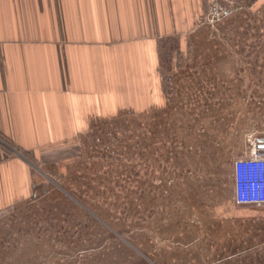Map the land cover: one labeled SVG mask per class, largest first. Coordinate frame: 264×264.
Returning <instances> with one entry per match:
<instances>
[{
	"label": "rangeland",
	"instance_id": "1",
	"mask_svg": "<svg viewBox=\"0 0 264 264\" xmlns=\"http://www.w3.org/2000/svg\"><path fill=\"white\" fill-rule=\"evenodd\" d=\"M163 47L152 103L33 161L0 264H264V206H237L232 174L264 141V0H212Z\"/></svg>",
	"mask_w": 264,
	"mask_h": 264
},
{
	"label": "crops",
	"instance_id": "2",
	"mask_svg": "<svg viewBox=\"0 0 264 264\" xmlns=\"http://www.w3.org/2000/svg\"><path fill=\"white\" fill-rule=\"evenodd\" d=\"M211 1L0 0V212L33 195L36 161L152 103L174 59L164 41Z\"/></svg>",
	"mask_w": 264,
	"mask_h": 264
},
{
	"label": "built area",
	"instance_id": "3",
	"mask_svg": "<svg viewBox=\"0 0 264 264\" xmlns=\"http://www.w3.org/2000/svg\"><path fill=\"white\" fill-rule=\"evenodd\" d=\"M263 147L264 145L260 146ZM255 144L249 156L233 166L234 199L238 206H264V154Z\"/></svg>",
	"mask_w": 264,
	"mask_h": 264
},
{
	"label": "trees",
	"instance_id": "4",
	"mask_svg": "<svg viewBox=\"0 0 264 264\" xmlns=\"http://www.w3.org/2000/svg\"><path fill=\"white\" fill-rule=\"evenodd\" d=\"M29 159H30V157H29ZM236 203V202H235ZM237 205V204H236ZM238 206V205H237ZM253 206H255V205H253ZM240 207H248V206H240ZM256 207H263V206H256Z\"/></svg>",
	"mask_w": 264,
	"mask_h": 264
},
{
	"label": "water",
	"instance_id": "5",
	"mask_svg": "<svg viewBox=\"0 0 264 264\" xmlns=\"http://www.w3.org/2000/svg\"><path fill=\"white\" fill-rule=\"evenodd\" d=\"M264 142V141H263ZM259 148H261V149H263V147H259ZM264 150V149H263ZM263 154H264V151H263Z\"/></svg>",
	"mask_w": 264,
	"mask_h": 264
}]
</instances>
